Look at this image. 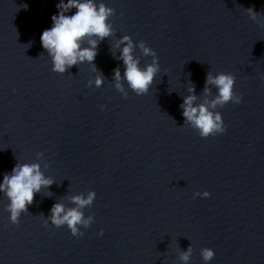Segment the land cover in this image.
I'll use <instances>...</instances> for the list:
<instances>
[{"label": "clouds", "instance_id": "1", "mask_svg": "<svg viewBox=\"0 0 264 264\" xmlns=\"http://www.w3.org/2000/svg\"><path fill=\"white\" fill-rule=\"evenodd\" d=\"M26 9L27 5H23ZM58 14L53 15L52 27L42 32L40 37L42 47L47 51L52 60V71L63 74L73 66L82 63L92 64L97 55L96 49L98 43L105 38L113 35L112 25L108 22L109 18L115 14V10L106 7L104 3L97 5L95 0H60L57 4ZM76 9L73 15H66L70 10ZM250 18L257 21L258 13L253 9H247ZM87 41L88 46L83 47ZM123 45L120 53V59L124 64L123 76L117 67L114 69L115 88L124 93L122 81H126L128 87L137 95L147 94L150 85L153 83L156 74L159 71L158 57L155 50L146 45V42L140 41L138 44L143 56L152 57L151 63L144 68L140 67L139 58L134 56L136 45L128 35L122 36L117 46ZM103 77L97 76L95 80L96 87L103 85ZM235 77L231 73L220 72L212 75L207 74L204 92L211 94L212 86L217 89V94L210 101L195 104L197 97L194 94L184 97L180 107L183 109L185 123L190 124L198 130L203 138L215 136L218 133L226 131V125L223 122L220 112L213 111L217 106L221 108L229 102L239 104L242 96L234 92ZM190 93L195 92V87L189 88ZM126 97L127 94L124 93ZM103 108V106H101ZM38 157L42 153L37 154ZM53 181L45 178L40 171L39 164H20L17 163L11 174H4L3 182L0 183V192H3L9 200L5 209L10 213V221L13 224L19 223L22 213H26L28 206L34 201L36 193L42 188H48ZM209 197L210 193L204 191L194 193L195 196ZM96 198V193L90 191L87 197L83 194L71 197V203L74 207L66 208L62 203H56L52 206L51 215L45 220L47 226L50 220L56 228L67 226L73 236H83L81 227L88 228L94 221L93 216L84 215V209L92 206ZM103 230H101L102 234ZM201 256L205 262L214 258V251L210 248L201 249ZM192 255V248L180 254V261L188 264Z\"/></svg>", "mask_w": 264, "mask_h": 264}]
</instances>
